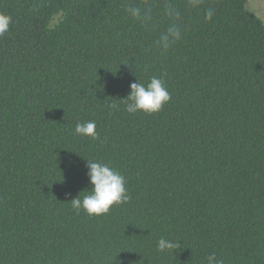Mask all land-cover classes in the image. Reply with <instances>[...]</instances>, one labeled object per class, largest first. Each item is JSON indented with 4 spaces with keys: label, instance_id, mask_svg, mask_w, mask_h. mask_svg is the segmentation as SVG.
Returning <instances> with one entry per match:
<instances>
[{
    "label": "trees",
    "instance_id": "obj_1",
    "mask_svg": "<svg viewBox=\"0 0 264 264\" xmlns=\"http://www.w3.org/2000/svg\"><path fill=\"white\" fill-rule=\"evenodd\" d=\"M169 2L183 36L161 55ZM144 3L156 30L126 13ZM187 3L0 0V264H264V22L247 0H203L211 20ZM153 76L171 100L127 113ZM88 121L98 138L75 133ZM85 159L120 172L129 201L74 210ZM161 237L181 246L159 252Z\"/></svg>",
    "mask_w": 264,
    "mask_h": 264
},
{
    "label": "clouds",
    "instance_id": "obj_2",
    "mask_svg": "<svg viewBox=\"0 0 264 264\" xmlns=\"http://www.w3.org/2000/svg\"><path fill=\"white\" fill-rule=\"evenodd\" d=\"M187 7L195 11H204L205 18L211 20L214 10L205 7L203 0H188ZM127 15L148 30L155 29V20L158 15L154 5L128 4L126 6ZM168 23L159 31L155 40V46L161 55L168 53L183 36L182 12L174 3H166L162 12ZM12 19L6 13H0V36L10 30ZM130 93L124 98V108L129 114L142 112L144 114H155L160 112L164 105L171 100V95L163 79L153 76L145 85L138 82L130 84ZM119 104L109 105L110 109L119 110ZM75 133L80 136L92 139L98 138L96 123L88 121L78 123ZM87 176L91 185L89 194L82 198L80 194L70 200L71 207L77 212L83 210L89 216H102L109 213L115 205H120L129 201L125 177L108 164L103 162L85 159ZM69 196L71 194H68ZM181 246L180 241H173L161 237L157 242L159 252H170ZM208 264H223L215 254L207 257Z\"/></svg>",
    "mask_w": 264,
    "mask_h": 264
},
{
    "label": "rangeland",
    "instance_id": "obj_3",
    "mask_svg": "<svg viewBox=\"0 0 264 264\" xmlns=\"http://www.w3.org/2000/svg\"><path fill=\"white\" fill-rule=\"evenodd\" d=\"M247 10L264 22V0H247Z\"/></svg>",
    "mask_w": 264,
    "mask_h": 264
}]
</instances>
